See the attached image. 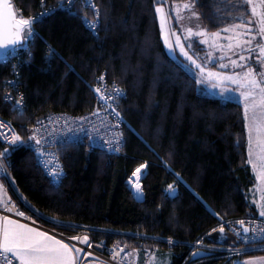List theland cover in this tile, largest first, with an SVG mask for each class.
<instances>
[{"label": "trees", "instance_id": "16d2710c", "mask_svg": "<svg viewBox=\"0 0 264 264\" xmlns=\"http://www.w3.org/2000/svg\"><path fill=\"white\" fill-rule=\"evenodd\" d=\"M66 1L11 0L18 16H42L17 78L10 63H0V113L21 137L4 161L11 200L53 232H87L99 252L117 244L139 251L143 261L148 252L168 264H232L263 253L232 255L238 244L220 240L229 233L218 230L256 217L242 105L198 92L195 79L164 49L155 0H94L95 32L85 25L94 20L91 10L78 2L68 10ZM193 1L207 32L249 16L245 0ZM49 48L56 56H47ZM102 74L124 91L122 150L108 154L86 143L60 148L65 177L53 187L33 155L30 128L50 115L97 111L92 87ZM9 79L23 97L22 115L4 102ZM141 164L144 199L137 202L129 181ZM195 243L210 256L193 260Z\"/></svg>", "mask_w": 264, "mask_h": 264}, {"label": "snow or ice", "instance_id": "6c2138e0", "mask_svg": "<svg viewBox=\"0 0 264 264\" xmlns=\"http://www.w3.org/2000/svg\"><path fill=\"white\" fill-rule=\"evenodd\" d=\"M245 3L250 7L251 17L245 22L243 18L240 19V23H233L228 27L222 29L225 33H230L231 35L225 37L229 40L226 46L227 52L233 55H238L240 61H246L248 58L243 53L247 52L250 56L254 51H258L257 60L264 66V44L257 41V36H259L261 41H264V0H245ZM193 4H184L180 10L177 12L178 21L182 19L179 16V11L183 9L192 10ZM159 19H160V32L161 37L164 40L165 47L172 49L170 43V36H175V47L180 49L181 55L185 57L190 63L199 69L201 77H207L208 80H216L218 82L227 81L230 84L236 85L237 90L240 94V100L244 105V128L248 134V160L247 164L252 168V171L256 177L257 190L264 193V80L257 79L258 73H256L251 66H246L245 64L238 63L237 60L228 57L232 66L240 67L243 70L240 73L233 75H223L216 72L205 73V68L203 65L198 64L196 59L185 51V45L181 43V37L175 32L170 31L167 28L169 23L165 16L162 7H156L155 9ZM192 16L199 19V16L193 11ZM41 18H17V14L13 7L10 5L9 0H0V50H4L7 54V50L11 49L13 53L17 47H23L24 45L30 43L32 40L37 39L38 36L35 32L34 25L40 22ZM90 28H95L94 24L89 25ZM186 39L196 35L203 37L200 40L201 44H208L211 41V47L219 49L221 52L225 51V48L216 43L220 39V31L208 34L206 30L194 31L192 28L185 29ZM244 37H248L244 39ZM254 42H256L254 44ZM191 47V43L187 45ZM240 49L239 52L235 51ZM211 55V53H209ZM48 57L56 56V53L51 48L48 49ZM224 57L222 56L221 59ZM221 68L226 67L225 64H220ZM103 79V77H101ZM196 84L200 85L203 80L196 79ZM12 83V82H9ZM119 95V89L116 90ZM96 92L100 94V89L97 88ZM100 99L107 103L108 99L111 97H105L100 95ZM6 103L11 102V98L4 97ZM23 107V97L15 101L13 110L17 112L18 115H22L20 109ZM109 107H111L109 105ZM115 112V109H112ZM249 113H252L251 120L249 119ZM119 116V112H115ZM38 123H41L38 121ZM8 127L12 131L11 138L8 140L10 145H16L17 142L21 141V137L16 134L14 129H11L10 125H4L0 122V129ZM38 129L33 130V134L29 136L30 140H34L36 145H41V140L35 134ZM0 136H4V133L0 131ZM7 138V137H5ZM108 143V141H105ZM111 147V144L109 145ZM115 150H119L117 145ZM9 151L8 148L4 149L3 153H0V158L4 157L5 153ZM36 155L38 157H44L45 153L40 147L36 149ZM146 165L141 164L140 167L136 168L133 172V177L138 181L140 179L141 169ZM6 169L4 164L0 162V172H5ZM49 176L53 177L55 180H59L63 176L62 169L57 167L53 168L49 173ZM178 176V174H177ZM132 183V187L136 190L137 198L141 193V188L139 183L129 181ZM4 186L0 185V193L3 192ZM168 189L171 193H175V188L172 184L168 185ZM264 199V195H262ZM255 202V201H254ZM0 206H2L3 211L12 213L15 216L23 217L24 219H30V217L25 215L24 211H20L15 207L11 201H4L2 196H0ZM260 208V216L264 217V205L257 204ZM35 224L36 221L32 220ZM238 223L243 228V232L248 234L250 231H254L248 227H244V221H238ZM219 232L224 233L225 226L222 224L219 227ZM217 231V229H213ZM73 240H77L80 244H87L91 247L89 243V238L84 237H71ZM174 242L169 240V244ZM81 249L75 247L68 243L63 242L61 239H57L52 235L44 231L37 230L35 227H29L25 223H20L15 219H10L7 215H0V264H81L80 255ZM123 249H120L122 252ZM119 255V252L113 250L112 256L115 259ZM192 255L195 257L198 253L193 252ZM246 264H256L255 261H248Z\"/></svg>", "mask_w": 264, "mask_h": 264}, {"label": "built area", "instance_id": "2783aa9c", "mask_svg": "<svg viewBox=\"0 0 264 264\" xmlns=\"http://www.w3.org/2000/svg\"><path fill=\"white\" fill-rule=\"evenodd\" d=\"M76 2H78L83 8L91 10L92 15L94 16V20L85 21V25L89 27L90 24H94V29L90 27L89 28L92 29L93 32H95L96 28L98 27L99 12L98 8L94 4V0H67V9L70 10L72 8V5ZM61 7L62 4H58V6L52 8V10H57ZM41 8H43V3L41 5ZM44 14L47 15L48 12L45 11ZM18 18L24 17L18 16ZM33 18H42V16L37 15ZM26 51H28L27 44L23 47L17 48L15 50V53L10 51L3 58H0V63L11 64L12 73L16 78L18 74V63L22 61V52ZM101 77H103V79H101ZM6 85L8 86V91L4 95V97L8 96L11 98V102L7 104L13 107L15 105V101L19 99L21 95H19V93L17 92L15 80H7ZM97 88L100 89V94L96 92ZM117 89H119V95L117 94ZM92 91L97 102V111H93L81 116H72L67 114L50 115L46 117V119L40 121L41 123H37L30 128L32 134L33 130L38 129V132H36L35 134L41 140V145H36L34 141L32 152L37 161V164L43 171L48 182L53 187H58L65 177V170L58 156V150L60 148L70 144L78 145L86 143L90 147V149L100 150L108 154H118L122 150L123 117L121 112L119 111L118 104L122 99H124V91L115 83L108 84L105 80L104 74L96 79L95 84L92 87ZM100 95L111 97V99H108L107 103H105V101L100 99ZM109 105L111 107H109ZM113 108L115 109V112H119V116H117L115 112H113ZM23 110L24 102L23 107L22 109H20V111L23 112ZM0 122H3L4 125H10L11 129L15 130L13 123L10 120L4 118L1 113ZM0 131L4 133V136H0V145L3 147L2 150H0V153H3L5 148L12 149L18 145V142L16 145L9 144L8 140L11 138L12 131L8 127H4L0 129ZM105 141H108V143H105ZM110 144L111 147H109ZM117 145L119 147L118 151L115 150ZM37 147H40L41 150L45 153L44 157H38L36 155ZM6 156L7 153H5L4 157L0 158V162L4 164V167L6 169L5 172H0V180L8 183L10 182V178L4 163ZM57 167L61 168L63 172V176L58 181L48 175V173L53 168ZM8 201H11V203L14 204L15 207L20 211H24L25 215L30 217V219H24L23 217L15 216L12 213L3 211L2 208L0 209V215H7L10 219H15L20 223H25L28 226H32L35 228H40L50 233L57 239H61L65 243H68L75 247H79L82 250L80 255L81 264H138L137 255L135 251L131 249H126L121 245L114 244L107 247L104 251L99 252L93 248L91 236L87 232H79L73 235L53 232L40 226L37 223L33 224L32 220H34V218L31 215L27 214V212L20 208L14 201ZM238 221H244V227H248L254 231H250L248 234H243V228L238 223ZM238 221H227L222 223L225 226V230L234 238L235 243H237L239 246L237 248L230 249L229 253H231L232 255H242L252 252H263L264 220L257 217H252ZM76 236H87L89 238L91 247H89L87 244H80L77 240L71 239V237ZM192 248L194 252L197 250H206V248L201 243H195L194 245H192ZM120 249H123V251L120 252ZM113 250L119 252V255L115 259L112 256Z\"/></svg>", "mask_w": 264, "mask_h": 264}, {"label": "rangeland", "instance_id": "374dc122", "mask_svg": "<svg viewBox=\"0 0 264 264\" xmlns=\"http://www.w3.org/2000/svg\"><path fill=\"white\" fill-rule=\"evenodd\" d=\"M155 1L157 2L155 9L156 7H162L166 18L169 21L167 28L170 31L175 32L178 36L181 37V43L185 45V51H187L190 56L196 59L198 64H201L204 66L205 73L211 71V72L221 73L223 75H233L236 73H240L243 70H246V68L245 69H242L240 67L234 68L230 60L228 59V57L231 56V59L237 60L238 63L245 64L246 66H251L253 70L256 73H258L257 79L264 80V66H262L256 58L258 55V51H254L250 56L248 55L247 52L243 53L248 58L246 59V61H240L238 55H233L232 53L227 52L226 50V46L228 45L229 40L226 39L225 37L231 34L223 32L222 29L230 26L233 23H240V20H237V22L230 23L226 26H223L217 30V31H220V39L217 40L216 43L225 48V51L221 52L219 49H215L211 47V41H209L208 44H201L200 40L203 39V37L193 35L187 39L185 38L187 35L185 29L189 27L192 28L194 31H198L201 29L205 30L203 28V25L200 19H196L194 16H192L193 11L198 15L193 0H187L181 3H168L165 0H155ZM184 4H193L194 6L191 11L188 9H183L182 11H179V16L182 17V19L178 21L177 12L178 10L182 8ZM247 11H248L249 16L246 19H244L245 22L249 19V17H251V10L249 6L247 8ZM157 21H158V26L160 30V19L158 15H157ZM207 33L211 34L213 32H207ZM160 35H161V32H160ZM247 38L248 37H244V39H247ZM175 39H176L175 36H170V43L173 46L172 49L170 50L169 48L165 47L164 40L161 37L166 53L177 63L182 65L183 68L195 80L198 78L203 80V82L200 85H197L198 92L206 96L219 98L222 101H234V102L238 101L239 103L242 104L243 111H244V105L240 100V94H239V91L237 90V86L230 84L227 81L218 82L216 80H208L206 76L202 78L200 75L199 69L194 67L190 63V61L185 59V57L181 55L180 49L175 47ZM257 41L259 43L264 44V41H261L259 36H257ZM189 43H191L190 48L187 47ZM255 43L256 42H254V44ZM235 51L239 52L240 49H236ZM209 53H211V55H209ZM222 56L224 57L223 59H221ZM221 63L225 64L226 67L221 68L220 67ZM251 116H252V113H249L250 120H251ZM246 134H247V131H246ZM247 141H248V134H247ZM144 169L145 167L141 169V177L143 175ZM134 178L135 177H133L132 175L130 180L133 181ZM129 185L130 187H132V183L129 182ZM222 239L231 240L232 244L235 243L234 238L227 233L222 235ZM135 253L137 255L138 264H168V259L158 257V255H156L155 253L150 254L148 252H145L144 261L141 258H139V255H140L139 251H135ZM239 262L240 261H238V263Z\"/></svg>", "mask_w": 264, "mask_h": 264}, {"label": "crops", "instance_id": "0c3cea01", "mask_svg": "<svg viewBox=\"0 0 264 264\" xmlns=\"http://www.w3.org/2000/svg\"><path fill=\"white\" fill-rule=\"evenodd\" d=\"M217 99H219V98H217ZM235 102L239 103L238 101H235ZM239 104H241V103H239ZM247 155H248V143H247ZM250 169L252 171L251 167H250ZM252 174H253V177H254V185H253V187L251 188V191H250V200H251L252 205L255 208V216L257 218H260V219L264 220V217H261L260 214H259L260 213V208L257 207V204L264 205V199H262V195H264V193H262L261 191L257 190V181H256V177H255L253 171H252ZM8 183L12 184L11 181L8 182ZM0 185L4 186L3 192L0 193V196H2L4 201L11 200L10 195L8 193L7 186L5 185V183L0 180ZM1 208H2V206H0V209ZM29 227H32V226H29ZM37 230L44 231V230H42L40 228H37ZM44 232H46V231H44ZM46 233H48V232H46ZM48 234L51 235L50 233H48ZM220 240H223L222 236H221ZM225 251H227V250H225ZM238 261H240V262L238 263ZM248 261H255L256 264H264V251H263V253H257V254L247 255V256H243L241 258H238V259L234 260L232 262V264H246V262H248Z\"/></svg>", "mask_w": 264, "mask_h": 264}, {"label": "water", "instance_id": "95a60500", "mask_svg": "<svg viewBox=\"0 0 264 264\" xmlns=\"http://www.w3.org/2000/svg\"><path fill=\"white\" fill-rule=\"evenodd\" d=\"M9 3H10V5L13 7V9H14V6H13L11 0H9ZM14 11H15V9H14ZM15 12H16V11H15ZM16 14H17V13H16ZM17 18H18V15H17ZM17 48H19V46H18ZM10 51H12V50H11V49H8V50H7V54H8ZM7 54H5V51H4V50H0V58H3V57H4L5 55H7ZM133 181H134V179H133ZM137 183H139L140 188H141V178L139 179V181H138ZM130 190H131L132 195L134 196V199H135L137 202H142V201H143V199H144V193H143V191H142V188H141V193L139 194L138 198H137L136 190H135L133 187H131ZM242 232H243V231H242ZM243 234H245V233L243 232ZM196 253H198L197 256L194 257V256L192 255V259H193V260H197V259H201V258H204V257H208V256H210V253H207V252H205L204 250H198V251H196Z\"/></svg>", "mask_w": 264, "mask_h": 264}, {"label": "bare ground", "instance_id": "6f19581e", "mask_svg": "<svg viewBox=\"0 0 264 264\" xmlns=\"http://www.w3.org/2000/svg\"><path fill=\"white\" fill-rule=\"evenodd\" d=\"M140 175V178H141V173L139 174ZM139 181V180H138ZM137 180H136V178H134V182H138Z\"/></svg>", "mask_w": 264, "mask_h": 264}]
</instances>
